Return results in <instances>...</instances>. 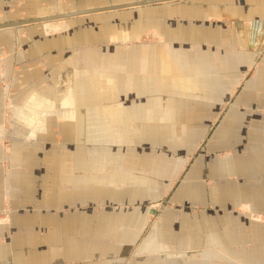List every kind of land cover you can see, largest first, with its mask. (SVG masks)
<instances>
[{
	"label": "crops",
	"instance_id": "obj_1",
	"mask_svg": "<svg viewBox=\"0 0 264 264\" xmlns=\"http://www.w3.org/2000/svg\"><path fill=\"white\" fill-rule=\"evenodd\" d=\"M0 214V264H264V0L0 28Z\"/></svg>",
	"mask_w": 264,
	"mask_h": 264
},
{
	"label": "water",
	"instance_id": "obj_2",
	"mask_svg": "<svg viewBox=\"0 0 264 264\" xmlns=\"http://www.w3.org/2000/svg\"><path fill=\"white\" fill-rule=\"evenodd\" d=\"M165 1H170V0H145V1H136V2L121 4V5H111L107 7L93 8V9H87V10H82V11H75L71 13L57 14V15H51V16H46V17H39V18L27 19L23 21H16V22L0 24V28L20 26V25L38 23V22H46V21L55 20L59 18H68V17L78 16V15H83V14H90V13L101 12V11L118 10V9L133 7V6H140V5L152 4V3H157V2H165Z\"/></svg>",
	"mask_w": 264,
	"mask_h": 264
},
{
	"label": "rangeland",
	"instance_id": "obj_3",
	"mask_svg": "<svg viewBox=\"0 0 264 264\" xmlns=\"http://www.w3.org/2000/svg\"><path fill=\"white\" fill-rule=\"evenodd\" d=\"M8 217H9V216H8L7 214H0V220H1V219H4V220H5V219H8Z\"/></svg>",
	"mask_w": 264,
	"mask_h": 264
}]
</instances>
